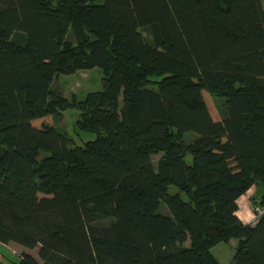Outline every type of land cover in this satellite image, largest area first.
I'll use <instances>...</instances> for the list:
<instances>
[{"label":"trees","instance_id":"1","mask_svg":"<svg viewBox=\"0 0 264 264\" xmlns=\"http://www.w3.org/2000/svg\"><path fill=\"white\" fill-rule=\"evenodd\" d=\"M95 67L102 90L53 88ZM252 187L264 208V0H0V241L39 258L13 264H220L230 239L264 264Z\"/></svg>","mask_w":264,"mask_h":264},{"label":"rangeland","instance_id":"2","mask_svg":"<svg viewBox=\"0 0 264 264\" xmlns=\"http://www.w3.org/2000/svg\"><path fill=\"white\" fill-rule=\"evenodd\" d=\"M143 34L147 35V32L142 29ZM152 87V86H151ZM53 88L60 92L64 97L70 98L71 95H75L78 99H83L87 93L100 91L103 88L102 83V73L101 70L97 67L89 69V70H80L71 75H61L57 78L53 83ZM205 100L209 107L210 113L214 119H219V114H222L224 109V100L219 97H209L205 96ZM79 111L77 109H68L61 112L57 118L55 119V126L63 133H65L71 141V145H83L84 142L91 140L94 138L93 133L89 132H76L75 131V121L78 118ZM196 135V134H195ZM194 133H187L185 135V141L187 143L192 142L195 139ZM161 154L153 155L154 164L157 163ZM190 157H188V161ZM247 193V192H246ZM245 195H250L251 192ZM40 196H44L40 194ZM251 197V196H250ZM242 202L244 203V198L242 197ZM249 204L250 198L245 199ZM241 202V204H242ZM240 204V203H239ZM240 204V205H241ZM251 209L252 206H251ZM241 211V208L238 211ZM161 211L166 212L167 209L165 206H161ZM237 211L238 216L243 217L240 212ZM252 211V210H251ZM251 211L250 214L251 215ZM187 241L185 245H188ZM237 246L236 239H230L227 242H223L217 244L211 249L213 256L220 264H230L233 261V256L235 254ZM23 249L27 250L30 253L36 254L38 251V247L36 248H27L22 246ZM6 253V257H10V255ZM17 254H19L17 252ZM38 258V255H36ZM17 258V257H16ZM10 259H12L10 257ZM39 259V258H38Z\"/></svg>","mask_w":264,"mask_h":264},{"label":"crops","instance_id":"3","mask_svg":"<svg viewBox=\"0 0 264 264\" xmlns=\"http://www.w3.org/2000/svg\"><path fill=\"white\" fill-rule=\"evenodd\" d=\"M249 192H251V194L250 195H242V196H240V198H239V200H238V207L239 208H241L242 210H243V208H244V212H245V214L247 215V213L249 212L250 213V211L252 210L251 209V206H252V201H251V198L253 197V195L255 194V188H250L248 191H247V193H249ZM246 193V194H247ZM251 196V197H250ZM244 198L243 200H244V203L242 202V199L241 198ZM248 197L250 198V200H249V204L246 202V198L248 199ZM241 202H242V204H241ZM241 205H240V204ZM239 218L242 220V218H241V216H239ZM244 223H245V221L246 220H242ZM4 251L5 252H7L9 255H10V257L12 258V259H10V257H6V253H4ZM17 252L19 253V254H17ZM38 252V251H37ZM21 253H29V254H31L33 257H35V258H37V256L36 255H38V253H36V254H33V253H30V252H28L27 250H25V249H23L22 248V246L21 245H19V244H17V243H15V242H8V243H4L3 245H0V262H2L3 264H13V262L17 259V258H19V255L21 254ZM17 257V258H16Z\"/></svg>","mask_w":264,"mask_h":264},{"label":"built area","instance_id":"4","mask_svg":"<svg viewBox=\"0 0 264 264\" xmlns=\"http://www.w3.org/2000/svg\"><path fill=\"white\" fill-rule=\"evenodd\" d=\"M252 211H251V215H249L250 213L248 212L247 215L245 214V212L241 209V211L239 210L238 212H240V214L243 216L241 217L242 220H246L248 224L254 225L259 217L264 213V208L262 206L256 205L255 207L252 206ZM238 215V214H237ZM239 217V216H238ZM249 217H251V219H249ZM4 243H2L0 241V245H3Z\"/></svg>","mask_w":264,"mask_h":264},{"label":"clouds","instance_id":"5","mask_svg":"<svg viewBox=\"0 0 264 264\" xmlns=\"http://www.w3.org/2000/svg\"><path fill=\"white\" fill-rule=\"evenodd\" d=\"M249 219H251V217H249ZM245 222H247V221H245Z\"/></svg>","mask_w":264,"mask_h":264}]
</instances>
